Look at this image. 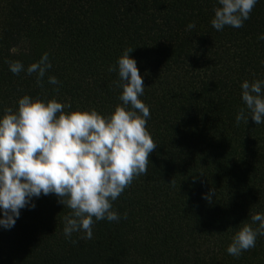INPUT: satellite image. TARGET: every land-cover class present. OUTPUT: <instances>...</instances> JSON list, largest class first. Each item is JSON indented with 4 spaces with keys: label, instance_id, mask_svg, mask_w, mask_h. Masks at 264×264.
Here are the masks:
<instances>
[{
    "label": "trees",
    "instance_id": "16d2710c",
    "mask_svg": "<svg viewBox=\"0 0 264 264\" xmlns=\"http://www.w3.org/2000/svg\"><path fill=\"white\" fill-rule=\"evenodd\" d=\"M215 6L0 0V114L25 94L71 103L65 111L110 114L122 88L109 66L133 48L157 143L147 174L113 202L119 222L97 221L92 239L73 233V244L63 234L71 210L42 194L14 227H0V264H264V236L239 257L226 251L239 227L264 212V124L235 122L245 107L241 83L264 79V0L243 27L222 31L211 25ZM190 22L196 27L187 31ZM45 52L52 68L40 84L35 74L9 70V62L27 67ZM49 75L60 83L49 84Z\"/></svg>",
    "mask_w": 264,
    "mask_h": 264
},
{
    "label": "clouds",
    "instance_id": "9594fccd",
    "mask_svg": "<svg viewBox=\"0 0 264 264\" xmlns=\"http://www.w3.org/2000/svg\"><path fill=\"white\" fill-rule=\"evenodd\" d=\"M258 2L216 0L212 27L217 31L243 27ZM195 27L190 22L186 30ZM259 39L264 40V34ZM132 51L126 49L116 66H109L110 72H118L116 83L122 88V104L110 114L95 108L65 111L71 103L28 94L18 99L15 109L9 107L0 114V227H14L21 210L35 208L33 198L42 194H55L71 210L63 217L66 239L83 233L79 238L90 240L97 221L119 222L113 202L135 177L147 174L149 155L157 147L147 128L150 108L141 99L145 85ZM51 68L47 52L27 67L19 60L9 62L13 74H35L38 84ZM48 83L60 82L49 75ZM240 87L245 107L236 114V124H247L249 117L255 125L264 124V79L244 80ZM214 193L211 190L204 198L211 200ZM258 236H264V212L252 214L251 223L239 227L227 253L239 257L256 246Z\"/></svg>",
    "mask_w": 264,
    "mask_h": 264
}]
</instances>
